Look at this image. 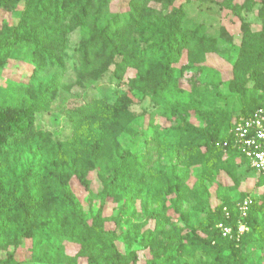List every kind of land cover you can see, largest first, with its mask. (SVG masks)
I'll return each mask as SVG.
<instances>
[{"label": "rangeland", "instance_id": "1", "mask_svg": "<svg viewBox=\"0 0 264 264\" xmlns=\"http://www.w3.org/2000/svg\"><path fill=\"white\" fill-rule=\"evenodd\" d=\"M108 1L111 17L130 0ZM160 1L162 15L153 22L159 32L183 13V25L216 39L220 49L184 51L173 83L159 89L155 80L144 91L131 80L148 73L150 62L120 68L114 60L93 75L76 56L86 27L71 29L64 56L69 70L51 103L34 113L29 133L41 127L59 141L37 151L36 135L0 156V216L9 215L0 258L15 251V264H89L92 255L111 264L113 242L126 256L121 264H264V180L211 139L217 125L244 114L253 89L264 99V66L255 81L241 60L249 51L253 62L264 50L253 37L264 30V0H233L239 11L229 7L231 0ZM24 6L19 0L0 9V27L17 23ZM32 52L31 43L20 42L0 66V104L7 90L32 81ZM153 67L164 69L158 62ZM93 98L110 104L123 98L125 106L122 113H96L86 125L76 116ZM73 120L81 123L76 132ZM0 122V130L8 128ZM33 160L38 181L20 185V172ZM246 195L255 206L241 240L206 243L218 229L220 209Z\"/></svg>", "mask_w": 264, "mask_h": 264}, {"label": "trees", "instance_id": "2", "mask_svg": "<svg viewBox=\"0 0 264 264\" xmlns=\"http://www.w3.org/2000/svg\"><path fill=\"white\" fill-rule=\"evenodd\" d=\"M18 1L0 0V9L6 11ZM24 1L25 6L20 13V20L12 25L5 23L3 27H0V66L7 63L15 45L26 42L33 45L35 71L29 84H18L7 90L3 96L0 104V118L4 117L2 119L5 122L4 126L8 128L0 130V156L24 147L36 135L39 140L37 151L59 141L51 135H46L41 127L36 129V135L31 138L29 133L35 129L34 113L51 103L57 88L69 70L64 56L68 32L75 27L81 25L86 27L81 44L76 51L80 67L89 68L90 71H93V75L99 76L114 60L117 61V67L120 68L137 62H150L148 73H146L148 75L141 74L138 78L131 80L133 87L141 88L144 91H148L150 83L155 80L158 81L159 89L169 87L173 83L176 63L184 51L204 53L220 49V44L216 39L201 33L200 29L192 28L191 25H183V13L169 28L159 32L158 27L153 22L162 15L163 2L160 0H130L124 9L114 12L111 17V6L108 0ZM239 5L241 8L242 5ZM229 7L235 11L240 10L237 9L238 4L234 3L233 0H231ZM100 16L104 19H100ZM89 22L92 24L87 26L86 23ZM247 24V20H244L243 27L245 29ZM253 37L261 46L264 44V30ZM248 53L252 52L246 51L241 60L246 61L245 67L253 74L251 79L257 81L261 68L264 66V50L256 54L253 62H250L248 56L254 55ZM154 62L162 63L164 69L157 72L153 67ZM257 92V89L250 92L251 96L246 102L247 106L243 108L244 114L226 124L225 127L217 125L215 134L211 136L213 142H220L224 153L230 157L239 158L243 163H245V159L232 144L229 146L223 144L230 137L229 129L234 122L250 116L258 107L264 106V99L257 100ZM8 99H10V103L6 106ZM122 99L119 98L115 103L110 104L103 99L93 98L85 104L86 110H83V114L77 115L76 119L88 125L96 118V113L106 114L120 111L122 113L125 106ZM80 125L81 123L75 120L71 123L75 132ZM0 126H2L1 122ZM71 138L70 136L67 137V139ZM206 155L209 153L206 152ZM37 169L39 170L40 166L35 160L27 164L19 174L18 182L20 185L27 186L31 181L37 182L41 173ZM247 169L251 171L249 167ZM258 181L262 182V180ZM16 190L17 187L15 193ZM246 196L235 202L233 206L228 207L227 210L222 207V210L220 209L221 217L216 226L223 222L232 226L236 233L241 220L237 203ZM16 206L21 209L24 208L21 202ZM254 206L255 200L249 208L247 217L243 219L244 223H248ZM4 211L7 212V209ZM0 219L2 221L0 233L3 235L5 229L9 228L8 213L0 216ZM235 239L224 237L221 231L215 228L210 232V238L204 241L209 244L214 242L227 246L237 243ZM239 240L241 239L239 238ZM110 251L111 264H121L126 257L113 242ZM87 260L89 264H99L97 258L92 255H87ZM15 263V251L10 252L6 258H0V264Z\"/></svg>", "mask_w": 264, "mask_h": 264}, {"label": "built area", "instance_id": "3", "mask_svg": "<svg viewBox=\"0 0 264 264\" xmlns=\"http://www.w3.org/2000/svg\"><path fill=\"white\" fill-rule=\"evenodd\" d=\"M230 137L224 142V146L233 145L245 159V165L255 171L258 178L264 180V106L258 107L250 116L234 122L229 129ZM253 203L250 195L237 203L240 213V226L238 234L232 226L223 222L217 224V228L224 237L240 238L243 233V219L247 217L249 208Z\"/></svg>", "mask_w": 264, "mask_h": 264}]
</instances>
